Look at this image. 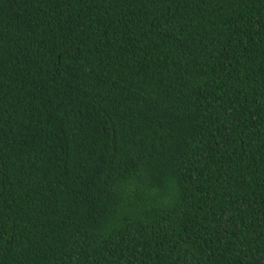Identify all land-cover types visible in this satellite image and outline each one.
Here are the masks:
<instances>
[{"label": "trees", "instance_id": "trees-1", "mask_svg": "<svg viewBox=\"0 0 264 264\" xmlns=\"http://www.w3.org/2000/svg\"><path fill=\"white\" fill-rule=\"evenodd\" d=\"M0 264H264V0H0Z\"/></svg>", "mask_w": 264, "mask_h": 264}]
</instances>
